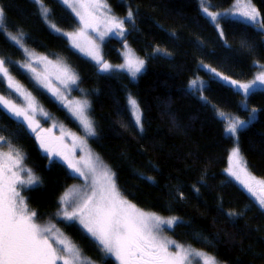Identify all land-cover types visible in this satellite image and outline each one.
<instances>
[{
    "label": "trees",
    "instance_id": "trees-1",
    "mask_svg": "<svg viewBox=\"0 0 264 264\" xmlns=\"http://www.w3.org/2000/svg\"><path fill=\"white\" fill-rule=\"evenodd\" d=\"M105 1L115 16L133 15L123 37H106L103 47L98 43V63L88 54L92 45H71L68 34L80 27V20L61 0H42L50 9L49 20L36 0H0L5 13L0 60L43 111L33 132L0 105L1 150L9 151V145L19 149L25 169L20 176L27 179L30 169L39 178L25 191L37 223L66 233L86 262L117 264L80 224L64 218L61 198L72 187L87 186V180L68 167L64 145L47 127L56 125L76 137L84 135L83 128L24 70L27 56L5 31L23 35L35 53L64 61L76 72L72 98L90 101L93 154L114 173L118 189L136 207L179 218L165 229L171 240L223 264H264V209L225 172L229 152L237 146L251 171L264 178V89L245 99L241 89L205 68L239 82L253 79L264 64V29L224 16L218 26L203 12L201 0ZM235 1L207 0L213 12L230 9ZM252 2L264 21V0ZM125 45L145 62L136 79L120 68ZM104 62L110 70H101ZM0 93L17 98L1 77ZM129 96L139 105L141 126ZM253 109L256 119L236 136L225 131L227 119L221 113L249 119ZM37 133L51 152L41 147ZM56 152L61 155L52 154Z\"/></svg>",
    "mask_w": 264,
    "mask_h": 264
},
{
    "label": "snow or ice",
    "instance_id": "snow-or-ice-1",
    "mask_svg": "<svg viewBox=\"0 0 264 264\" xmlns=\"http://www.w3.org/2000/svg\"><path fill=\"white\" fill-rule=\"evenodd\" d=\"M36 2L42 4V0H36ZM64 3L76 12L85 28H92L94 31L97 30V18L90 9L107 7L99 0H73L71 3L70 0H64ZM241 7L242 10L239 14L242 17L264 29V21L260 19V13L252 5L251 0H247ZM48 11L46 7H42L43 14L47 15ZM204 11L213 21H216L217 16L220 15L209 12L207 8ZM132 15L133 13L129 11L127 18L131 19ZM4 16V9L0 8V26L4 25ZM124 30L123 20L115 17L106 18V32L116 31L117 35H123ZM104 34L106 33H101V36ZM68 35L72 36L74 45L80 47L76 36L83 35V32ZM11 39L19 42L16 36H11ZM88 54L98 63L101 62L98 47L93 46ZM4 64L5 61L0 60V74L7 78L10 88L20 92V86L13 81ZM143 66L144 61L134 57L129 50L125 64L120 67H126L135 76L143 69ZM110 68L111 66L104 62L101 70L108 71ZM210 71L215 72V69H210ZM65 73L67 79L75 83V76L68 73V70H65ZM216 75L220 76L219 73ZM221 78L238 89H242L245 94L257 83L264 85V72L258 74L250 83L229 80L227 76ZM196 84L197 81L193 80L192 85ZM26 99L29 100L27 109L17 106L3 96H0V105L13 116L23 117L24 121L28 123V127L33 132H37L39 124L36 123V126L33 127L34 120L32 118L36 109L31 98L26 96ZM129 103L135 113L136 123L140 124V110L136 100L130 99ZM86 107L87 101L77 102L76 111L88 134L95 135L92 122L84 114ZM223 115L221 113V116ZM244 123V121L232 120L225 131L235 135L238 128ZM3 139L0 137V140ZM37 139L40 140L41 147L45 152H51L39 133H37ZM9 149L7 153H0V264H57L58 261H61L62 264H91L90 261H85L79 249L66 237L58 232H53L50 227H43L37 223V213L29 209L25 198L18 190V185H33L38 182L39 178L30 169H27V179H22L20 172L25 171L21 167L23 156L20 150L13 149L11 145H9ZM52 154L61 155L59 152ZM63 158L74 172L85 176L86 179L89 174L92 176L90 191H85L78 199L72 201L71 212L67 211V207L65 208L64 218L69 221L79 220V223L98 243V246L106 254L114 256L119 264H194L193 257L198 258L195 264H200V261L202 264H220L214 256L190 247L185 248L176 244L175 241L163 237L161 235L162 226L174 227L179 218H164L137 208L118 189L114 173L103 166L98 169L97 161L92 159L91 154L83 161V167L77 166L80 161L73 163L67 156ZM229 159L228 171L230 175L237 179H240V172L248 175L243 167L238 147L232 150ZM84 168L88 169V173H85ZM252 179L254 178L249 175V180ZM241 183L256 196L260 207L264 209V194L257 195L253 185L249 182L242 180ZM260 183L264 185V182ZM261 192H264V187L261 188ZM70 197L71 193H65L61 198L62 203L67 205L70 202ZM173 245H175V251L171 250Z\"/></svg>",
    "mask_w": 264,
    "mask_h": 264
},
{
    "label": "rangeland",
    "instance_id": "rangeland-1",
    "mask_svg": "<svg viewBox=\"0 0 264 264\" xmlns=\"http://www.w3.org/2000/svg\"><path fill=\"white\" fill-rule=\"evenodd\" d=\"M64 3V0H61ZM73 2V0H70V3ZM99 2L101 4H105L107 5V7H100V8H94V9H90V11L93 12V14L96 16L97 18V30H93L92 28H85L84 24L81 23V19L78 16L79 20H80V27L76 28L75 31H72L70 34H79L81 32H83V35H77L76 36V41H78L79 43H82L83 45H86L89 49L90 45L92 46H96L98 47V50L100 49V47H103V43L106 39V37H110V36H119V37H123L126 34V26H127V21L128 18H119L117 16L114 15V13L112 12L111 8L108 6V4L106 3L105 0H99ZM247 0H236L234 5L225 11H216L213 12L210 10L209 6H208V2L207 0H201V6L203 9V12L205 14L208 15L207 12L204 11L205 6L208 8L209 12H213V13H219L220 15L217 16V25L220 26L219 23V17H230V18H236V19H240L242 21H246L248 23V20H246L244 17H242L239 13L242 10V5L244 3H246ZM252 5L258 10L257 6L252 2ZM65 4V3H64ZM39 5L42 7H46L45 4L42 2L39 3ZM70 10L73 11V9L71 7H69L68 4H65ZM49 11L47 13V15L43 14L45 16V18L47 20H49V13H50V9L48 7H46ZM259 11V10H258ZM74 12V11H73ZM43 13V12H42ZM76 14V12H74ZM107 17H115L116 19L119 20H123L124 21V33L123 35H117L116 31L113 32H106V18ZM261 19V18H260ZM252 24V23H251ZM254 25V24H253ZM55 28V27H53ZM56 29V28H55ZM59 29V28H58ZM56 29L57 32H60V30ZM7 37L14 42L17 46H19L20 48H22V50L25 52L26 56H27V61L26 63H24L22 66L24 68V70L32 77V79L36 82V84L41 87L44 91H46L50 96H52L53 98L57 99L67 110L68 112L71 114V116L77 121L79 122L80 126L83 128L84 131V135L80 136V137H76L75 134H68L65 133L64 131H62L60 128H58L56 125H54L53 127H47V129H49V132H47L48 134H55L57 135L58 139L60 140V143H62L65 147L66 150V155L68 157L69 160H71L73 163H76L77 161H80V164L77 166L83 167V161L86 160L88 158V155L91 154V157L94 161H97V166L98 169L100 166H103L102 163H100L96 156L93 154L91 148H90V144H89V139L92 138L94 135H89L87 130L85 129L83 123L81 122V118L80 116L77 114L76 108H77V102H84L87 101V107L84 109V114L85 116L92 122L94 131H95V127L93 124V121L91 120L90 117V101L87 97L83 96L79 99L76 98H72L73 97V88L75 87L74 84L77 82L78 78H77V74L76 72L64 61H57V60H53L51 58L39 55L37 53H35L31 48H29L23 41V35H16L13 34L11 32L5 31ZM101 33H106L103 36H101ZM11 36H16L18 37V41H14L11 39ZM72 37V36H71ZM70 43L71 45L75 48L78 49V47H76L73 43V38L70 39ZM98 43L100 44V47L98 45ZM129 50H131V53L133 54L134 57L142 60V58L136 54V52L130 47V45H125V47L123 48L122 52V56H123V64H125L126 58H127V54L129 53ZM144 61V60H143ZM145 65V62H144ZM30 66V67H29ZM121 69L125 70L127 73H129L134 79H136L139 74L141 73V71L139 73H136L135 76H133L132 72H130L126 67H120ZM206 69L210 70V69H214L211 66H205ZM65 70H68V73L72 74L75 76L76 80L75 83H72L71 81H69L66 77V73ZM216 78L224 81L227 84H230L228 81L223 80L221 77L223 76H227L219 71H217L215 69V72L210 71ZM261 72H264V64L259 65L258 70L255 73V76L253 79L247 81V82H239V83H250L251 81H253L255 79V77L260 74ZM216 73H219L220 76H217ZM9 74V73H8ZM11 76V74H9ZM0 77L3 79V81L6 83V85L8 86V80L6 77H4L2 74L0 75ZM12 77V76H11ZM229 78V80H234L231 77L227 76ZM13 81L18 84L20 86V92L15 91L13 88H10L8 86V88L14 92L16 94L17 98H10V97H6L4 95H2L0 93V96L5 97L6 99L10 100L12 103L16 104L19 107L28 108V104H29V100L26 99L27 92L25 90V88L14 78L12 77ZM236 81V80H235ZM231 85V84H230ZM264 89V85H260L259 83H257L256 85L253 86V89H250L249 92L247 94H244V98L247 99V97L255 90H261ZM242 90V89H241ZM243 91V90H242ZM29 97V96H28ZM130 99H134L132 96H129V100ZM32 104L34 105L36 111L33 114L32 118L34 120V122L39 123L40 122V118L43 114L42 108L37 104V102L35 101V99H31ZM137 102V101H136ZM130 104V103H129ZM138 105V103H137ZM2 106V105H1ZM244 106L248 107V104L246 103V101H244ZM130 107L132 108L131 104ZM139 107V105H138ZM256 110V109H255ZM133 111V109H132ZM257 110L255 112L252 111V114L250 116L249 119H241L239 117L236 116H222V118L227 119V126L229 124L230 121L232 120H240V121H244L245 123L240 126L237 130V133L235 135L232 136H236L238 134V132L247 127L249 124H251L252 121H254L257 117ZM134 113V111H133ZM135 115V113H134ZM140 117H141V111H140ZM254 117V118H253ZM22 120L23 117H18ZM136 120V118H135ZM141 126V119H140V124H138ZM229 134V133H228ZM231 135V134H230ZM76 137V138H74ZM3 143V141L0 140V145ZM237 146L233 147L230 152H229V156H228V166L226 168V174L228 175V177L232 180H234L238 185H240L258 204V200L256 198V196H254L252 193H250L248 191V189L244 186L243 183H241V181H246L249 182L253 185L254 191L257 193V195H261V188L264 187V185H262L260 182H264V178H261L259 176H257L256 174H254L251 169L249 168V166L247 165L246 161L244 160L243 155L240 152V156L243 160V167L246 169V172L248 175H245V173L240 172V179H237L235 176H232L229 174V167H230V156L232 153V150L234 148H236ZM19 150V149H18ZM240 151V150H239ZM9 151H3L1 150V146H0V153H7ZM21 152V151H20ZM22 156L23 153L21 152ZM23 161V160H22ZM104 167V166H103ZM85 171V173H88V169L84 168L83 169ZM28 175V172L26 175H24V177H26ZM249 175L254 178L252 180H249ZM22 179H25L23 177H21ZM26 180V179H25ZM87 186H75L72 187L70 190H68L66 193H71V197H70V202L65 205L64 203H62V206L65 210V208L67 207V211L71 212L72 211V201L75 199H78L80 195H82L85 191H90L91 189V183H92V176L89 174L87 176ZM34 185V184H33ZM32 185H18V190L20 191L21 196H23L25 198V191L27 188H29ZM65 195V194H64ZM26 201V198H25ZM62 201V200H61ZM27 203V201H26ZM138 208V207H137ZM144 211V210H142ZM144 212H148V211H144ZM151 213V212H148ZM161 216V215H159ZM164 218H170V217H166V216H161ZM75 222L79 223V220H74ZM81 225V224H80ZM82 226V225H81ZM83 227V226H82ZM163 227V231L161 232V235L163 237H166L167 239H170L169 236L167 235L165 229L168 227L167 225L162 226ZM86 231V230H85ZM54 232H58L60 234H62L63 237H66L72 244H74L68 235H66V233H64L62 230H56ZM87 232V231H86ZM171 240V239H170ZM176 244H178L176 242ZM180 245V244H179ZM185 248H192L196 251H200L198 249H195L191 246H187V245H183ZM77 247V246H76ZM171 250L175 251V245L172 246ZM80 251V250H79ZM203 252V251H201ZM81 253V252H80ZM82 255V254H81ZM109 256L113 257L115 259L114 256L108 254ZM193 262L195 264V262L198 260L197 257H193ZM116 260V259H115ZM219 261V260H218ZM117 264H119V262L116 260ZM220 262V261H219ZM57 264H62L61 261H58ZM200 264H202V261H200ZM220 264H223L222 262H220Z\"/></svg>",
    "mask_w": 264,
    "mask_h": 264
},
{
    "label": "water",
    "instance_id": "water-1",
    "mask_svg": "<svg viewBox=\"0 0 264 264\" xmlns=\"http://www.w3.org/2000/svg\"><path fill=\"white\" fill-rule=\"evenodd\" d=\"M261 194H264V192H261Z\"/></svg>",
    "mask_w": 264,
    "mask_h": 264
},
{
    "label": "bare ground",
    "instance_id": "bare-ground-1",
    "mask_svg": "<svg viewBox=\"0 0 264 264\" xmlns=\"http://www.w3.org/2000/svg\"><path fill=\"white\" fill-rule=\"evenodd\" d=\"M257 70H258V69H257ZM257 70H256V71H257ZM255 73H256V72H255Z\"/></svg>",
    "mask_w": 264,
    "mask_h": 264
}]
</instances>
